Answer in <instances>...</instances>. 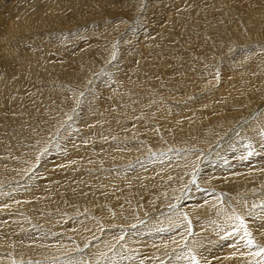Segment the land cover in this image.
Wrapping results in <instances>:
<instances>
[{"label":"bare ground","instance_id":"obj_1","mask_svg":"<svg viewBox=\"0 0 264 264\" xmlns=\"http://www.w3.org/2000/svg\"><path fill=\"white\" fill-rule=\"evenodd\" d=\"M226 1L228 2V0H226ZM253 1H255V0H253ZM253 1L250 0L251 3ZM256 1H257V3H258V1H259V3H261V5H259V7L262 6L261 0H256ZM153 2H157V0H154ZM203 2H205V3L207 2V4H209V3L213 4L214 0H206V1L203 0ZM247 2L249 4V1H246V3ZM142 3H144V7L142 8V11L144 14H142V16L139 17V20L142 21V19L145 18L146 14H148L149 16H152L154 18V20H156L154 27H153V28H155V25L160 23V20H158V18H157L158 14H160L159 13V7L157 5H154L153 8L149 9V11L147 12V7L149 4L148 1L142 0ZM163 3L168 4V5L175 4L173 8L168 9L166 7L162 11V12L168 14V17L166 18V22L163 23L164 26H169L172 29H169L166 31H160L159 36H157L156 38L154 37L155 35L152 36L151 29H148V33H149L148 35L149 36L147 34H145V33H147L146 29L142 30L140 32V34L137 36L133 33H130V35L132 34L134 36V37H132V39L135 41V42L128 41V42H130L129 45L132 46V49H133L130 56L133 59V62L135 65L134 68L129 71L135 77L132 80V84H124L123 82L118 81V78L114 74L111 73V72L115 71V68L113 65H110L107 69H105L103 71L102 77L100 79L96 80L98 82L95 83L96 84L95 86L94 85L91 86L90 84H88V87L91 90L89 92H86V97L84 98V100L79 105H77L76 107H73L74 103L72 102L73 101L72 99L73 98L75 99L77 97V95H75V92L80 93L82 91V89L84 88V86L86 84V79L88 78V75L91 73V71H89V66L100 62L101 60L105 59L106 57H110V59H112L114 57V61L116 59V51L113 52L112 47L116 48V43H121V41L117 40V34H116V32L114 33L115 27L113 26V25L116 26V19H118V17H119V16H117V15H119L118 9L125 10V11H127V13L128 12L132 13L133 10L135 11V9H137V10L139 9L141 1L140 0H0V178L3 175L17 177L18 179H20L22 176L25 177L26 175H24V173H25L24 170L28 166L26 164H24V161L22 160L24 158H26V160L29 159L28 161H25V162L28 163L29 165L31 164V166H30L31 168H32L33 164L36 162V161L31 162L32 158L33 157L34 158H40V161H39L40 163H39L38 168H39V170H41L44 173L45 172L44 168H46V165H50L51 163L49 164L48 161L46 160L48 158V157H46V155H45V158L43 156L40 157V155L43 154L44 151L47 150L48 148H49L48 152L52 153L51 156L52 155L60 156V154L66 153L65 155L67 156V158H69V160H67V161L75 160V159L71 158L72 156L76 159H80V161H81V159L83 157L87 156L86 153H89L91 158L86 157V159L91 160L92 163L97 164V163H101L102 161H105L107 163H105V162L104 163L107 166L112 165V166L116 167V164H115L117 161L116 159H119L118 161L124 160V162H125V161L129 160L130 158H133V156H135V153L139 154L138 152L141 153L142 150L144 152L143 138H146L147 140L148 139L149 140L150 139H157L156 138L157 135H159V133L161 132V131H159L157 133V135L154 133V132H156V130L153 128H155L154 126L157 123L153 122V124H154L153 127H151L148 123H145V122H144V124L142 123L143 125H145V128L142 127L144 129L142 131H139V130L137 131V130L133 129L134 126L132 129L130 127H128L129 129L126 128L127 130H123V127H122L121 128L122 132L120 133L119 132L120 131V120L122 121L123 117H128V115H129L128 113L130 112V109L132 106H134V107L138 106V105H135L138 101L135 102L134 100H136L137 96L139 99V95H141L142 93L145 94V91L144 90L141 91L140 89H142L143 85L147 84L148 79H151L156 74H161L162 78H164L163 76L169 78V81L171 79L173 86H177V84H179L181 82V79L178 77H175V78L174 77H168L171 74V72L173 71L171 69V67L169 66V62H167L169 59V48L171 47L170 45H176L177 49L180 47L181 49H183L186 52H188V51L192 52L191 50L193 49V47H194V49L195 48L198 49L199 46H205V44L207 43V38L206 39H195V37L198 36V34H199L197 32V29H196V26L199 24L194 23V26H193L189 23L193 17L196 18V21L199 22V20L203 16V14H201V15L199 14L200 10L197 9V6H198V8L200 6V0H165ZM163 3H162V6H164ZM228 3H230V2H228ZM231 3L229 5L230 7H228L227 4H226L227 6L223 5V11L220 13H222L223 18L226 19V20H222V22H224V21L228 22V25L230 27H232L233 30L235 28L236 32H237L236 37H238L241 35L242 32L245 31V28H243V26H238V23H241V21L237 18V20L240 21V22H238L235 19V17L233 16L234 11L232 13L231 12L232 10L230 9L232 6ZM254 3H253V5L258 7V5H255ZM194 4H196V5H194ZM215 4H217L216 1H215ZM238 4H236V5L238 6ZM209 6H210V8L214 7V6H211V4ZM216 7H217V5H216ZM206 8H207V5H206ZM212 8H211V10H212ZM195 9L198 10V11H196V13L199 16H195V14H194ZM217 9H214V10L216 11ZM224 9H226V10H224ZM234 9H236V8H234ZM253 9L254 8H252V10ZM260 10L262 11L263 9H259V10L254 9L253 11L257 12ZM219 11H221V10H219ZM246 11H249V10H246ZM256 12H255V14H256ZM237 14L239 15L241 13H239V11H238ZM257 14H259V13H257ZM262 14H264L263 11H262ZM262 14H259V15H262ZM207 15L204 17H207ZM122 16H123V14H122ZM220 16L222 17V15H220ZM242 16H244V15H242ZM213 17H215V15ZM203 18H202V21H203ZM248 19H250V18H248ZM205 20H209V19L206 18ZM82 21H87L85 23V26L86 27L88 26V27L85 28L83 31H79V34L76 37H72L73 36L72 35L70 38L65 39L67 41H71L68 46H63L65 43V41L63 40L62 45L60 47V51H61L62 55H65V56H62V59H64V63L66 62L65 63L66 65L64 66V64H63L60 66H52V69L46 68V67H50V62L48 61V57H49L50 51L52 50L51 46H53L55 42H57L59 39H61V38L57 39L56 36L59 34L57 31H64V33H66V30L71 25L77 24V23L82 22ZM218 21H219V19H218ZM260 21H258V22H260ZM219 22H221V21H219ZM222 22H221V24H222ZM207 23L211 25V24H215L216 22L211 21V22H207ZM207 23H205V24L208 25ZM260 23H262L263 28H264L263 22L261 21ZM117 24H118V22H117ZM250 24H248V25L244 24V25L246 26V28H248V26ZM26 25H28V26H26ZM112 26L114 28H112ZM205 27H207V26H205ZM209 27H211V26H209ZM227 27L225 25H224V28L217 27L218 30L210 31V33L212 35L216 34L218 36V34L220 35L222 33H225ZM184 28L191 29L192 32L189 33L188 35H186L182 31V29H184ZM200 28H199V30L202 32V30ZM263 28H261V29H263ZM208 30H207V32H208ZM84 31H86L87 40L85 41L83 39L85 42L81 43L78 40V38H81L80 34L83 33ZM251 32H253L252 29H251ZM254 32H255V30H254ZM229 34H230V32H229ZM164 35H165V38L163 41H161L160 37H162ZM206 35H208V33ZM232 35H233V33L231 34V36ZM263 35H264V33H263ZM204 36H205V34H204ZM135 37H137V39ZM207 37H210V40H211V38L213 36L210 35ZM223 37H225V36L223 35ZM223 37L221 36V39ZM233 37H232V39H233ZM254 38H255V36H254ZM256 38H257V36H256ZM138 39L140 40V42L138 41ZM223 39H224L223 41H225L226 38H223ZM240 39H241V37H240ZM249 39H253V38L249 37ZM210 40H208V41L211 42ZM81 41H82V39H81ZM213 41H214V39H213ZM165 42H167V43H165ZM220 42H221V40H220ZM126 43H127V41H126ZM138 43H142L143 45H137ZM79 44H81L82 46H86L87 47L86 50L84 52L81 51V54L78 55L77 59L75 57L67 58L66 54L71 52V51L74 52V50L76 48L80 47ZM146 48H147V50H144ZM200 48H202V47H200ZM223 48H224V46H223ZM223 48H221V49H223ZM221 49H219V50H221ZM113 50H115V49H113ZM172 50H173V47H172ZM202 50H203V52L204 51L206 53L208 52V50L205 48L204 49L202 48ZM202 50L200 52H202ZM217 50H218V48L215 49L214 51H217ZM174 51H175V49L173 50V52ZM251 51H252V49H251ZM198 53H199V51H198ZM182 54H183V52H182ZM121 58H123V57H121ZM144 60H146V62H144ZM198 60H199V58H198ZM201 60H202V58H201ZM226 60L229 61L230 59L227 57ZM112 61H113V59H112ZM197 65H199V64H197ZM194 66L196 67V65H194ZM177 67L181 69L179 72H181V73L183 72V75L186 74V76L188 78H191V81L192 80L196 81V78L199 79V77L195 74L196 71H193L187 67L185 70L189 73V76H188L187 72L184 70V68L186 66L183 63H181ZM191 67H193V66H191ZM229 67L235 73V70H236L235 64L231 63L229 65ZM240 67L242 68L243 66L240 65ZM47 71H48V73L45 74ZM105 72L108 75L107 77L104 76ZM206 72H208V71H206ZM23 75L25 78H23ZM39 75L43 76L42 81L44 82L45 86L40 85ZM238 75L241 76L242 79L237 80V81L242 82V84H243L242 88L243 89H240V91H238V92L230 91V93L229 94L227 93V95H222V92H221L210 104L209 103L204 104L205 101H203L202 102L203 106H201L200 110H197L199 112H197V111L195 112V113L200 114L199 115L200 118H198L197 123L195 122V118H192L194 112L189 107L191 105V103H189L187 105H182L183 107L180 110H178L177 112L174 109L168 108L167 105H163V103L160 105V104H157V102H155V103H153V105H151V101H150V103H148V104L151 105L152 107L154 106V104H156L154 107H155L156 111L158 112L159 117L160 116L162 117L164 115L171 117L172 121L170 123H168L167 126H166L167 122L165 123L164 121L161 120L162 125L163 126L165 125L167 128L166 129L163 127L164 130L165 129H166V131L169 130V132H168L169 134L168 135L166 134V136H169L170 134L172 135V137H175L174 134H180V135H185V136L188 135L187 137H189L190 135H193V137H192L193 141L190 140L191 141L190 142L189 140H187L188 138L186 137L187 141H185L184 144L185 145H191V147H190L191 150H195L196 147L205 146V144L202 142V141H204V137H206V136L209 137V135H211V132L214 129L218 128V130H221V129L227 127L229 125L230 121H234V123H235L239 119V117L246 112L243 109L246 110L247 108H250V103L254 104L253 100L255 98L259 99L258 97L262 91V88L264 87V82H262L264 80H260L257 76L256 80L253 81L252 73L247 71V67L240 69ZM232 76H233V74H232ZM167 78H166V80H167ZM152 79H154V78H152ZM163 81H165V78ZM114 83H116V86H115V88H112V90L115 89V91H112L111 89L109 90L108 84H114ZM59 85H61V87H59ZM100 85L102 87L101 88L102 94L98 95V90L100 89ZM68 86H72L74 88L75 92L70 91ZM231 86L232 85H230L228 87V89H231ZM246 86H251L252 89H248ZM150 87H152V84ZM150 87H149V90H150ZM178 94H180V93H178ZM202 94H206V92H204ZM208 94H211V91ZM143 97H144V95H143ZM210 97L211 96H209V95L205 96L204 100H206L207 98L210 99ZM145 99H146V101L149 102V100H147V98H145ZM162 99H160V100H162ZM158 100H159V98H158ZM141 102H143V100ZM138 104H139V102H138ZM151 106H147V104L144 103V104L140 105L141 108L143 107L140 110L143 112L145 108L151 107ZM262 107L263 106H261V108ZM152 109L150 108V111L151 110L154 111V108H152ZM7 111H8V113H6ZM141 111H140V113H141ZM170 111L174 112V113H171ZM208 111L210 112V116L205 117L204 115ZM247 111H248V109H247ZM253 113H256V112L253 111L252 114ZM147 114H149V113L147 112ZM252 114H249V117ZM69 115L72 116L71 122L67 125L66 129L63 128L64 132L62 131L63 133L61 134V139L54 142V143L58 144V146H54L52 148V144L50 143V141H52V139L54 140V138L51 135H53L52 134L53 130L56 129V126H57V124L54 125L53 123L57 122L58 119L61 118L62 120L58 123L60 125H64L66 123V120L69 118ZM150 115H151V113H150ZM153 115L154 114H152V116ZM130 116H132V115H130ZM145 116H146V114H145ZM260 117H264V116H262V114L260 115V113H259V116L256 119V121L248 124L246 128L241 127V125L245 123L244 122L241 125H239L238 128L235 129V131H231L234 133V135H239V137L244 135L242 137L243 138L242 141L239 140L240 145H238V146H242L244 144L249 145L251 142L252 143L256 142L258 131L261 132L264 130V119H262V121L260 122ZM162 119H164V118H162ZM191 119H194V122L188 121ZM146 120H144V121H146ZM118 121H119V123H118ZM130 121H132V120H130ZM212 123H214V125H212V127L209 126ZM124 124H126V123H124ZM137 124H138V122L135 123V125H137ZM139 124H141V123H139ZM230 124H232V123H230ZM52 125H54V126L52 127ZM131 126H132V124H131ZM214 126H216V127L214 128ZM119 133L122 135L125 134L126 137H127V135L130 136V139H128V137L125 139V137H124V139H125L124 140L122 135H121L122 139L119 138L120 137ZM135 133H138L137 135L139 137L135 136L136 135ZM131 134H135L134 137H137V138H133L132 137L133 135H131ZM50 136H51V138H50ZM189 138L191 139V137H189ZM127 139L130 142H128V141L126 142ZM177 139H179V138H177ZM149 140H148V142H149ZM176 140H174L175 143L176 142L180 143V144L176 143V146L181 147L182 146L181 142L179 140L178 141H176ZM183 140H185V139H183ZM144 141H145V139H144ZM154 141L155 140H150V142L153 144H154ZM237 141H238V139H237ZM166 142H168V141H166ZM217 142H218V140H217ZM122 143H129L130 144L129 147H126V146H124V147L129 148L131 150V153L128 151V152H124V154H122V155H119V151L114 149V147H116V145L119 146ZM146 143H147V141H146ZM229 143H233V142L229 141L227 143V145L226 144L225 145L228 146ZM50 144H51V146H50ZM147 145H148V143H147ZM158 145H162V142L161 143L159 142ZM258 145H259V143H258ZM258 145H255V146L257 147ZM226 146H225V149H226ZM46 147H47V149H46ZM223 148H224V146H223ZM248 148L249 147H247V149ZM245 149L246 148L243 147L244 151H245ZM185 150H187V148ZM206 150L207 149H203V151H204L203 155H202V152L199 153L200 156L202 155L201 157H198L199 158L198 160L200 162H204L205 160L208 159V158L205 159V157L207 155L205 153ZM215 150H217V149H215ZM230 150H231V147H230ZM236 150H237L236 148L233 149V151H234L233 154H235V156H236V152H237ZM227 151H229V150H227ZM241 151L242 150L238 151V153H240ZM45 152L47 153V151H45ZM187 152L186 153L183 152L181 155H178L177 157L175 155V152H173L172 155H169V152H168L166 160L169 159L170 163H168L167 161L164 162L165 164L168 163L166 165H162V164H158L156 162H153L152 166L153 165H155V166L153 168H152V166H150L151 169H147V171L144 172L145 177H146V179H144L145 180L144 184L147 186L151 182L153 183L154 181H157L159 183H162V185L163 184L165 185L164 182H167L168 179L171 180L170 178H172V179L175 178L176 183L179 184V182L182 181L183 178H182V175L180 174L181 170L178 168V166L179 165H185L186 166L188 163H191V162H193L192 165H194V158L193 157L195 156V153H194V155H192L193 153H190V152L187 153ZM34 154L36 156H34ZM63 154L61 156H63ZM233 154H232V156H234ZM66 156H64V157L66 158ZM51 158H53V157H51ZM106 158L109 160V162L106 161ZM157 158H159V157H157ZM161 158H162V156H161ZM144 159H146V158H144ZM163 159H165V158L163 157L162 160ZM236 159H238V158H236ZM190 160H191V162H190ZM49 161L53 162V160H49ZM67 161H66V163H67ZM158 161H159V159H158ZM163 161H165V160H163ZM63 163H64V161L62 163H60L61 167H62ZM102 164L103 163H101V165ZM56 165H54V166H56ZM230 165L233 166L232 164H230ZM65 166L63 168H65ZM189 166H190V164H189ZM238 166H240V165H238ZM61 167H57V168H61ZM97 167H98V165H97ZM101 167H103V166H101ZM233 167H235V166H233ZM237 167H236V169H239V167L238 168ZM244 167H247V164ZM57 168H55V170L51 171V175H52L53 180L51 182H49L50 187L47 191L45 189L42 192L40 187L35 189V187H36L35 183H33V184L26 183L25 188L21 189L22 185H19V183H17L18 185L17 184L14 185L16 187L12 186V187H14L13 189L15 190L14 191L15 193L14 194L12 193L13 195L10 197V199H8V200H10V203L8 201L4 200V197H6V199H7V196H9L10 193L7 192L8 194L6 196H4V194H0V214L3 213L4 215L7 216V218H4V219L2 218V220H0V232L1 233L15 232L16 234H18V236H20V239L18 241L17 240L18 238H16V240H15L12 236L7 235V237L5 238V241L2 242V245H0V252L2 254L7 252V254L9 256H11V257L13 256L12 257L13 259H14V257H16L14 255L17 254L19 256L16 258H18V259L19 258L20 259H32L33 261H38V260H36V259H38L37 257L41 256L39 261L36 262L37 264H83V261H82L83 257L84 258L88 257L89 260H93V262L91 264H125L126 262H123L121 259H116V252L115 251H114L115 256H113L114 253H112L111 256H106V258L109 259L110 262H108V261L105 262L106 259L104 260L101 256V249H99L95 245H94L95 246L94 249L97 252H94L95 255H93L91 257L89 256L91 254L90 253L91 250H90V251H84L82 254L80 253L82 255L81 257L79 256V257L75 258V255H76V253H75L73 256L74 258H72L71 260L66 259L63 263H60V262L55 263L54 257L52 258V256L55 254V252H53L52 246L50 244H48L49 239L48 240H46V239L39 240V238H41L40 235L35 236V238H32L33 236L32 237L24 236V235H28L26 233L27 230H25L26 229L25 226L27 227V225H30L32 223H37L38 226L41 227L44 225L43 222L45 221V219L48 218L49 220H51L50 225H51V228H53V225H55L56 223H52V220H54L55 218H57V223L60 219V224H61L65 217H68V219L69 218L73 219L72 217L74 215L69 216L70 213H73V214L74 213H76V214L80 213L81 215H83V211H85V212L90 211L91 214H89L87 212L88 216H86V217L83 216L82 219H80L81 217H79L78 219L76 218L78 221L80 220V223L78 222L77 225L74 226L75 228H73L77 232L75 235L78 236V238L81 236H85V235L87 236V234H89V232H91L94 229L96 224L99 225L98 227H103V228H105V226H107V225H111V223H112L111 220L113 219V216L116 215V212L121 211V207L116 206L117 205L116 204V202H117L116 198L120 197V195L122 193L115 195L114 189L109 188L110 185H112V184H109L108 188L111 192L109 190L108 191L112 195L111 196L105 195V197L102 198V195L100 194L99 191H97V188H96L97 186L103 187V185H105V184H102V182L103 183H106V182L109 183V181L110 182L115 181V182H117V184H118V182L121 183V179H120L121 176L119 175V173H116V171H114V172L111 171V173H112L111 178H108V176L110 177L111 174L107 176L106 172L101 171V170H98V171L96 170L97 172H92L93 171L92 170L87 175H84L83 173H81V170H79V171L71 170L74 172L69 171L68 174L59 175L60 173L57 171L59 169H57ZM143 169L145 170V168H143ZM182 169H184V168H182ZM232 169H234V168L231 167V170ZM236 169H234V172L236 171ZM244 170L242 169L241 171L244 172ZM241 171H240V173H241ZM249 171H251V170H249ZM56 173H57V175H56ZM235 173H237V172H235ZM139 174H141V172ZM144 174H143V176H144ZM149 174L151 175V177ZM169 174H171V176H169ZM192 174H193V172L191 171V175ZM208 174H209V172H208ZM220 174H222V172ZM245 174H247V173H245ZM248 174H249V176L248 175L247 176L249 178L251 176L250 175L251 173L249 172ZM236 175H238V174H236ZM242 175H240V176L242 177ZM141 176H142V174H141ZM152 176L154 177L155 180H150V178H152ZM247 176H246V178H247ZM114 178H116V179H114ZM195 178H196V176H195ZM237 178H239V177H237ZM241 179H243V178H241ZM91 180L94 182V184L88 183ZM141 180H143V177ZM207 180H210V178ZM122 181H123L124 185H130L129 183H125L124 179H122ZM258 181H261V182L264 181V176L258 177L257 181H253V183L258 182ZM34 182H36V181H34ZM40 182H42V181H40ZM44 182H46V181H43L42 183H44ZM173 182H174V180H173ZM206 182L207 181H205V183ZM211 182H212V180H211ZM245 182H242L241 184H243ZM237 184L239 185V183H237ZM183 185L186 187L185 184H183ZM255 185H257V184H255ZM242 186L243 185H241L240 189L242 188ZM106 187H104V190L108 189ZM128 187L131 189L133 187V185L128 186ZM134 187H136V186H134ZM171 187L172 186L167 184V186H165L164 189H169ZM124 188H126V187L124 186ZM158 188H160V187H158ZM184 188L181 189L183 192L185 191ZM246 188H248V185ZM258 188H260V187H258ZM212 189L213 188H210L209 190L204 189L206 202H204V201L203 202L207 207L204 208V210H202V211L200 210L201 207H197V208H199V210H197V211H201V213L202 212H208V215H209V213L211 215V212H213L214 217H212V215H211L210 218H206V219H204V221H201L200 223L197 220V222H195V224H194V229H193V225H192L193 220L191 219V221H190L191 230L196 231V229H198V225L201 223H204V226H209V225H207V223H210L211 219H213L215 222V219H216L215 225L219 226L220 229H224L226 231L227 238L228 237L233 238V239L234 238L239 239V237L241 238L242 235H241L240 230L244 231L245 229L240 228L237 225V223H235L236 226L233 225L232 227H230L232 224H234V222L237 221V220H235L234 222H232V220H233L232 215H231L232 213H230V214L227 213L226 212L227 210H224L221 208L222 206H220L218 208V207H215V205H214V207L212 208L213 202L217 201V199L215 200V197H216L215 195H212L211 192L207 193L208 191H211ZM191 190H193V189H191ZM158 191L159 190H157L156 192H158ZM97 192H99V193H97ZM128 192L131 193L130 191H128ZM156 192L155 193L153 192L154 195L152 197L145 198V200H144L145 204L148 206V209L152 210V209L156 208L158 206L159 202H160V204H162L161 202L164 200L163 199L164 197L162 198V196L164 194H162L159 197V193H156ZM162 192H166V191L161 188L160 194ZM3 193H5V192H3ZM206 195L207 196L211 195V198L209 200H206ZM138 196H140V195H138ZM165 196H167V195H165ZM180 196L181 195H178V197H180ZM182 196L180 199L184 200ZM249 196H251L252 198H250V200L246 201L245 199ZM91 197H92V201L90 200ZM140 197H141L140 199L142 201L143 196H140ZM243 197L244 198L239 197L240 199H238V201H237V199L234 200V199L230 198V201L233 205H234V203L236 204L237 202H239L242 205H244V207H246V209L249 208L248 212L243 210L244 208L243 209L239 208V209H241L242 214L244 212L245 215L248 214V216H251V217L255 218L256 220L264 223V196L261 193L255 192V193L244 195ZM129 199H131V198H129ZM90 201L93 203H90ZM131 201H132L131 204H133L134 201H135L134 204H136L137 201H139V200H137V198H135V199L133 198V199H131ZM4 202H6V203L8 202L10 206L5 207L6 203L3 205ZM260 202L263 203V205L261 204L262 207L255 209L254 206H257ZM104 203L106 205H108V203L109 204L112 203L113 204L112 209L111 210H109V209L105 210L106 208L102 209V208H104V206H106ZM6 205H8V204H6ZM198 206H200V205H198ZM1 207L4 209H2ZM130 207H132V205H130ZM174 208H175V210H173ZM190 208L192 209V206ZM208 208H212L213 210L212 209L208 210ZM56 209H59V211L58 210L55 211ZM180 209H181V206L179 207V211L182 212ZM169 210L170 211L173 210L174 214L175 215L177 214V211H176L177 208L175 206L169 207L166 209V211H163V215H165V217H167V215H168L167 218L171 217L172 213L170 214ZM196 213H195V211H193V213L190 216H192V218H194L195 216L197 217L198 215ZM94 214L96 216H94ZM180 214H178V215L180 216ZM11 215H14V216L11 217ZM139 215H140V213H139ZM94 218L96 220H98V222L94 223ZM201 218H205V217L201 216ZM117 219H118V217H117ZM69 221H70V219H69ZM75 223H76V221H75ZM47 225H48V222H47ZM72 225H73V223H72ZM36 226L37 225L35 224V227ZM44 227H42V228L44 229ZM61 227H62L61 229H63L64 231L66 230V228H65L66 226L64 224H61ZM42 228H40V229H42ZM212 228H213V226H212ZM254 228H256V231H257V227L252 225V229H254ZM252 229L250 227L247 228V230H252ZM262 230L264 231L263 228H262ZM37 231H38V229L34 232H37ZM100 231H101V228H98L97 232H100ZM121 231H123V230L121 229ZM209 231H210V229H209ZM263 231H257L256 232V233H258V237H260L261 239L264 238V232ZM34 232H30L31 234H29L28 236H31ZM259 232H261V233H259ZM147 234H148V232L146 233V235ZM112 235L113 234H111V233L108 234L106 240H109V238ZM105 237L106 236L104 235L103 238H105ZM242 237H245V235H243ZM258 237L256 236L255 240L259 239ZM53 239L54 238H52V240ZM141 239H143V238H141ZM246 239H248V238L247 237L243 238V240H242V238L239 239V241L236 243L237 245L233 247L232 251H230V247H228L229 244L225 243L228 245L227 247L226 246L225 247H226L228 253L229 254L231 253V256L230 255L228 256V253H225L226 252L225 250H224L225 252H223L221 250V255L222 254L224 255L222 258L228 259V263L236 261L234 264H237V263L239 264L242 262H245V264H261V262L264 261V253L260 259H258L256 257L254 258L251 255H249L250 252H254V253L256 252V246H255V242L251 246H247V243H246L247 240ZM196 240L198 241V239H196ZM200 240H202V239H200ZM223 240H225V239H223ZM261 241L262 240H260V242ZM103 243L101 242V244H103ZM194 243H195V241L192 239V245ZM201 243H202V241H201ZM210 243L204 241V243L200 244L199 247L197 245H195V249L193 250L194 253L196 252V247L200 248V250L203 251V253L205 251L207 254L210 253L214 248L213 246H210L211 245ZM230 244H233V243H230ZM260 245L264 247V243L260 244ZM167 246H168V243H167ZM101 248L103 249V247H101ZM167 248H169V247H167ZM192 248H194V245ZM165 249H166V247H165ZM222 249H224V247ZM144 251H145V249H144ZM247 252H249V254H247ZM103 254L107 255V253H103ZM65 255H63V256H65ZM204 255H205V253H204ZM204 255H202V256L204 257ZM232 255H234V256L240 255V256H242V259H240L238 256L233 258ZM166 256H168V252L165 253L164 258H166ZM179 256L180 255L178 253L174 252V254L172 255V257H173V261H172L173 263L172 264H182L184 262L187 263L186 261L183 262L184 259L179 258ZM181 256H182V254H181ZM209 256L207 255V257H209ZM66 257H67V255H66ZM185 257H186V255H185ZM212 257H214V256H212V254H211L210 258H212ZM164 258H163V260H164ZM187 259L188 258H186L185 260H187ZM203 259H206V258H203ZM207 259H209V258H207ZM84 261H86V260H84ZM191 261H193V260L190 259V262ZM143 263H145V262H142L140 264H143ZM162 263H165V261L164 262L162 261ZM169 263H171V261ZM169 263L167 262V264H169ZM126 264H128V262ZM129 264H134V263L132 261H130ZM197 264H199V263H197Z\"/></svg>","mask_w":264,"mask_h":264},{"label":"rangeland","instance_id":"obj_2","mask_svg":"<svg viewBox=\"0 0 264 264\" xmlns=\"http://www.w3.org/2000/svg\"><path fill=\"white\" fill-rule=\"evenodd\" d=\"M140 1H141V4L139 6V9L138 10L135 9V11L133 10L132 13H130V12L127 13V11H125V10L118 9L119 10L118 11L119 15H117V16H119V17H118V19H116V26L113 25L115 28L112 26V28H114V33L116 32V34H117V40L121 41V43H116V48L112 47V51L113 52L116 51V59H115V61H114V57L112 58L113 61H112V59H110V57H106L105 59L101 60L100 62L89 66V71H91V73L92 72L93 73L92 74L90 73L88 75V78L86 79V84H85L84 88L82 89V91L80 93L79 92H75L74 88L72 86H68L70 91L75 92V95H77V97L75 99L74 98L72 99L73 100L72 102L74 103L73 107H76L77 105H79L84 100V98L86 97V92H89L91 90L88 87V84H90L91 86H93V85L95 86L96 85L95 83L98 82L96 80H98V79H100L102 77L103 71L105 69H107L110 65L114 66L115 71L111 72V73L114 74L118 78V81H121L124 84H132V80L135 77L129 71L131 69H133L135 65H134L133 59L130 56V54L132 53L133 49H132V46L129 45V43L131 41L132 42H135V41L132 39V37H134V36L132 34L130 35V33H133V34H135L137 36V35L140 34V32L142 30L146 29L147 33H145V34L148 35L149 34L148 33V29H151L152 36L155 35L154 37L156 38L157 36H159V32L160 31H166V30L172 29L169 26H164L163 23L166 22V18L168 17V14L164 13L162 11L166 7L168 9L173 8L175 4H172V5L164 4L163 2L165 0H157V2H153L154 0H147L148 3H149L148 7H147V12L149 11V9H152L154 5H157L159 7V13L160 14H158L157 18H158V20H160V23L156 24L155 28H153L156 20H154V18L152 16H149L148 14H146L145 18H143L142 21L139 20V17H141L142 14H144L143 11H142V8L144 7V3H142V0H140ZM204 1H206V0H204ZM215 1H216L217 4H215ZM246 1H249V4H248V2L246 3ZM228 2H230V3L232 2L231 3L232 6H231L230 9L232 10L231 11L232 13L234 11L233 16L235 17V19L237 20V18H238L241 21V23H238V26H243V28H245V31L242 32L241 35L238 36V37H236L237 32H236L235 28L233 30V28L228 25V22H226V21L222 22V20H226V19L223 18V14L220 13V12L223 11V5L227 4L228 7H230L229 6L230 3H228ZM228 2L226 0H220V1L219 0L218 1L214 0L213 4L212 3L207 4V2L205 3V2H203V0H200V6L201 7L199 6V8H198V6H197V9L200 10L199 11L200 13L199 12L198 13L200 15L203 14V16L201 17L199 22L196 21V18L193 17L192 20L189 23L191 25H193V26H194V23H198L199 24V25L196 26L197 32L199 34H198V36L195 37V39H206L207 38V43L206 44L204 43L205 46H199L198 49L195 48L197 51L193 47V49L191 50L192 52H190V51L186 52L183 49H181L180 47L178 48L179 49L178 50L176 45H170L171 47L169 48V59H168L167 62H169V66L171 67V69L173 71L171 72V74L168 77H174V78L178 77V78L181 79V82L179 84H177V86H173V83H172L171 79L169 81V78L163 76L165 78V81H163L164 78H162L161 74H156L155 76H153L152 78H154V79H152V78L148 79L147 80L148 81L147 82L148 85L145 84V85L142 86V89H140L141 91H143V90L145 91V94L142 93L144 95V97H143L142 94H141L142 96L139 95V99L141 100L143 98L142 100H143V102L145 104H147V106H151L155 102H157V104H160V105L163 103V105H167L168 108L174 109L177 112L178 110H180L183 107L182 105H187V104L191 103V105L189 107L194 112L192 118H195V122L197 123L198 118H200L199 117L200 114L199 113H195V112L197 110H200L201 106H203V103H202L203 101H205L204 104H208V103L210 104L221 92H222V95H227V93L229 94L230 91L238 92V91H240V89H243L242 88V86H243L242 82L241 81H237V80H241L242 79L241 76L238 75L240 69H243V68L247 67V71L252 73L253 81L256 80L257 76H258V78L260 80H264V35H263V33H264L263 29L264 28H263L262 23H260L262 21L263 24H264V14H262V11L264 12V8H263L264 7V5H263L264 4V0L263 1L261 0L262 6H260V7H259V5H261V3H259V1L257 3L256 0L253 1L252 3L250 2V0H228ZM162 3L164 4L165 7L162 6ZM253 3L255 5H258L259 8L254 6ZM210 4H211V6H214L213 8L211 7L212 10H211V8L209 6ZM236 4H238V6L240 8ZM194 5H196V4H194ZM206 5H207V8H206ZM216 5H217V7H216ZM234 8H236V9H234ZM252 8H254L256 10H259V9H263V10L262 11L260 10V11L256 12V11H253L254 9L252 10ZM197 9L194 10L195 16H199L196 13V11H198ZM214 9H217V10L215 11ZM219 10H221V11H219ZM224 10H226V9H224ZM246 10H249L250 12L246 11ZM238 11H239V13H241V14H239L240 16L237 14ZM255 12H256V14H255ZM257 13L262 14L263 16L259 15ZM122 14H123V16H122ZM206 15H207V17H204ZM214 15H215V17H213ZM220 15H222V17ZM242 15H244V16H242ZM202 18H203V21H202ZM206 18L209 19V20H205ZM248 18H250V19H248ZM218 19H219V21L222 22V24H221V22L218 21ZM239 20H237V21L240 22ZM257 20L258 21L261 20V21L258 22ZM211 21H214L216 23L215 24H211V25L207 23V22H211ZM86 22L87 21H82V22H79L77 24L71 25L66 30V33H64V31H57L59 34L56 37H57V39L58 38H61V39H59L57 42L54 43L53 46H51L52 50L50 51V54H49V57H48V61L50 62V67H46V68L52 69V66H60V65H63V64H64V66L66 65L65 64L66 62L64 63V59H62V56H65V55H62V53L60 51V47L62 45V42L64 40L65 43H64L63 46H68L71 41H67L65 39L70 38L72 35H73L72 37H76L79 34V31H83L85 28L88 27V26L87 27L85 26ZM117 22H118V24H117ZM205 23H207L208 25H206ZM244 24L245 25L250 24V25L248 26V28H246V26ZM224 25L226 27L228 26L225 33H222L220 35L218 34V36L216 34L212 35L210 33V31L218 30L217 27L224 28ZM26 26H28V25H26ZM205 26H207V27H205ZM209 26H211V27H209ZM259 26L261 28H263V29H261ZM249 27L252 29L253 32H251V29ZM199 28L202 30V32L199 30ZM207 30H208V32H207ZM254 30H255L256 33L254 32ZM182 31L186 35H188L189 33L192 32L191 29H188V28H184V29H182ZM229 32H230V34H229ZM207 33H208V35H206ZM232 33H233V35L231 36ZM204 34H205V36H204ZM210 35L213 36L211 38V40H210V37H207V36H210ZM223 35L225 37H223ZM80 36H81V38H78V40L81 43H84L87 40L86 31L81 33ZM221 36L223 38H226V39L228 38L227 40L225 39L226 42L223 41L224 40L223 38L221 39ZM254 36H255V38L257 36V38L255 39ZM162 37H160L161 41L164 40L165 35L162 36ZM232 37H233V39H232ZM240 37H241V39H240ZM249 37H251L253 39H249ZM135 38L137 39V37H135ZM81 39H82V41H81ZM213 39H214V41H213ZM208 40H210L211 42H209ZM220 40H221V42H220ZM126 41H127V43H126ZM128 41H130V42H128ZM138 41L140 42L139 39H138ZM165 43H167V42H165ZM79 45H80V47L76 48L74 50V52L71 51V52L67 53L66 57L67 58L75 57L77 59L78 55L81 54V51L84 52L86 50V48H87L86 46H82L81 44H79ZM137 45H143V44L142 43H138ZM223 46H224V48H223ZM172 47H173V50L175 49L174 52L172 50ZM200 47H202L203 49L204 48L207 49L208 52L207 53L205 51L203 52L202 48H200ZM217 48H218V50L221 49V48H223V49H221L219 51L218 50L214 51ZM113 49H115V50H113ZM251 49H252V51H251ZM144 50H147V48L144 49ZM201 50H202V52H200ZM198 51H199V53H198ZM182 52H183V54H182ZM121 57H123V58H121ZM227 57L230 59L229 61L226 60ZM198 58H199V60H198ZM201 58H202V60H201ZM144 62H146V60H144ZM181 63H183L186 66L184 68V70L188 67L191 70L196 71L195 74L199 77V79L196 78V81H193V80L191 81V78H188L186 76V74L183 75V72L182 73L179 72L181 69L178 68L177 66L180 65ZM196 63L199 64V65H197ZM231 63H234L235 66H236L235 73L229 67V65ZM194 65H196V67ZM240 65L243 66V67L241 68ZM191 66H193V67H191ZM48 71L45 74H47ZM206 71H208V72H206ZM106 72L104 73V76L107 77L108 75H107ZM187 74L189 76L188 72H187ZM232 74H233V76H232ZM23 78H25L24 75H23ZM166 78H167V80H166ZM39 80H40V85L41 86H45L44 82L42 81L43 80V76L42 75H39ZM262 82H264V81H262ZM150 83L152 84V87H150L151 86ZM230 85H232L231 89H228V87ZM115 86H116V83L108 84L109 90L110 89L112 90V88H115ZM59 87H61V85H59ZM149 87H150V90H149ZM246 87L248 89H252L251 86H246ZM101 88L102 87L100 85V89L98 90V95L102 94V89ZM112 91H115V89H113ZM210 91H211V94H208ZM204 92H206V94H202ZM263 92H264V87L262 88V91H261V93H260V95L258 97L259 99L255 98L253 100L254 104L250 103V108H247L248 111H247V109L246 110L243 109L246 112L243 115H241L239 117V119L235 123H234V121H230L229 125L227 127L223 128L221 130H218V128L214 129L211 132V135H209V137L208 136L204 137V141H202V142L205 144V146L196 147L195 150H191V148H190L191 145H185L184 144L185 141H187V140L193 141V138H192L193 135L189 136V137H191V139L189 137H187L188 135L185 136V135H180V134H174L175 137H172L171 134L169 136H166V134L167 135L169 134L168 133L169 130L166 131V129H167L166 126L168 125V123H170L172 121L171 117H168L166 115H164L162 117L161 116L159 117L158 112L156 111V109L154 107L156 104H154L153 107L151 106V107L145 108L144 111L142 112L140 109H142L143 107L141 108L140 105H142L144 103L141 102L142 100L140 101L138 99V96H137L136 100H134V101L135 102L138 101L139 104H138V102L136 104L134 103L135 105H138V106H135V107L132 106L131 107L132 110L130 109V112L128 113L129 114L128 117H123L122 121L120 120V131L119 132L120 133L122 132V129H121L122 127H123V130H127V129H129L128 127H130L132 129L133 126H134L133 129H135L137 131L138 130L142 131V130H144L143 128H145V125H143L144 122L148 123L151 127L154 126L153 122L157 123L154 126L155 128H153V129L156 130V132H154V133L157 135V133L159 131H161V132L159 133V135H157V137H156L157 139H150V140H155L154 144L151 143L149 139L148 140H149L150 143L148 142V140L146 138H143V144H144V152L142 150L143 153L142 152L141 153L138 152L139 154H136L134 152L135 156H133V158H130L129 160H127L125 162H124V160L118 161L119 159H116L117 160L116 163L114 162L116 164V167H114L112 165H108L107 166L105 164L107 162H105V161L101 162V163H103L102 165H101V163H97V164L92 163L91 160L86 159V157L87 158H91L89 153H86L87 156L83 157L81 159L82 162L80 161V159H76L73 156L71 158L75 159V160L67 161V160H69V158H67V156L65 155L66 153L65 154L62 153L63 156H61L62 154H60V156H56V155H52L51 156L52 153H49L48 152L49 148L47 149V147H46L47 150H45V151H47V153L44 151V153L41 154L40 157L43 156L45 158V155H46V157H48L46 160L48 161L49 164L51 163L50 164L51 166L50 165H46V168H44L45 172L43 173L38 168L39 167V163H40L39 162L40 158H34L33 157L32 160L30 159L31 162H35L36 161L34 163L35 165L33 164L32 168L30 167L31 164L29 165L28 163L25 162V161H28L29 159H27V160H26V158L22 159L24 161V164H26L28 166L24 170V172H25L24 175H26V176L25 177L22 176L20 179H18L17 177L3 175L4 177L2 176L0 178V194H4V196H6L8 193H10V195L7 196V199H6V197H4V200L8 201L10 203V200H8V199H10V197L15 193L14 192L15 190L13 188L16 187L14 185L17 184V183H19V185H22L21 189L25 188V184L26 183H28V184L29 183H31V184L35 183V186H36L35 189L40 187L42 192L45 189L47 191L49 189V187H50V183L49 182H51L53 180L52 179V175H51V171L55 170V168H57V167H61L60 163H62L63 161H64L65 164L63 163L61 168H57V169H59V170H57L60 173V174L58 173L59 175L68 174L69 171H71V170H74V171L81 170V173H83L84 175H87L92 170H93L92 172H97L98 170H101V171L106 172L107 176L111 174L110 177L108 176V178H111V176H112L111 171H113V172L116 171V173H119V175L121 176L120 177L121 183L118 182V184H117V182H115V181H112V182L109 181V183L108 182H106V183L102 182V184H105V185H103V187L102 186H97L96 187L97 191H99L100 194L102 195V198L105 197V195H107V196H111L112 195V194H110L111 191L109 190V188H113L114 189L115 195H118V194L122 193L120 195V197L122 196L121 198L120 197L116 198V201H117L116 202V204H117L116 206L121 207V211L122 212L121 211L120 212H116V215L113 216V219H112L113 221L111 220V222H112L111 225H107V226H105V228H103V227H98L99 225L96 224L94 229L91 232H89V234H87V236L85 235V236H81V237L78 238V236L75 235L77 232L73 229V228H75L74 226H76L78 222L80 223V220L78 221L77 219L79 217H81L80 219H82L83 216L84 217L88 216L87 212L89 214H91L90 211H86V212L83 211V215H81L80 213H78V214L70 213L69 216H71V215L73 216L74 215L72 217L73 219L69 218L70 221H69L68 217L64 218V220H63V222L61 224H64L66 226L65 227L66 228L65 231L63 229H61L62 227H61V224H60V219H59L58 223H57V218L52 220V223H56V224L53 225V228H51V225H50L51 220L46 218L45 221L43 222L44 225L41 226V227H39L37 223H32L30 225H27V227L25 226V228H26L25 230H27L26 233L28 235L31 234L30 232H34L37 229H38V231L34 232L31 236H28V235H24V236H26V237H32L33 236L32 238H35V236L40 235L41 238H39V240H42V239L48 240L49 239L48 244H50L52 246L53 252H55V254L52 256V258L54 257L55 263H57V262L58 263L59 262L63 263L66 259L71 260L72 258H74L73 256H74L75 253H76L75 258L79 257V256L81 257L82 256L81 254L84 251H90V250H91L90 251L91 254L89 256L91 257V256L95 255L94 252H97L94 249V247L97 246L99 249H101V256H102V258L104 260L106 259L105 262L106 261L110 262L109 259L106 258V256H111V254L114 253V251H115L116 252V259H121L123 262H126V263L128 262V264H129L130 261H132L134 264H137V263L140 264L142 262H145L143 264H165V263L167 264V262L169 263L171 261V263H169V264H172L173 263L172 262L173 261L172 255L174 254V252H176V253H178L180 255L179 258L184 259L183 262L184 261L187 262V263L184 262L182 264H192L193 261L190 262V259L193 260L192 259L193 256L194 257L196 256L195 257L196 261L199 264H234L236 261L228 263V259H223L222 258L224 255L223 254L221 255V250L223 252L226 251L225 253H228L226 247L228 246L227 244H229L228 247H230V251H232L233 247L237 245L236 243L239 241V239L242 238V240H243V238H246V237H242V236L245 235V230H247L248 227H250L252 229V225L257 227V231H263L262 228L264 229V225H263L264 223L263 222L258 221V220H256L255 218H253L251 216H248V214L245 215L244 212L242 214L241 209L244 208L243 210L248 212L249 208L246 209V207H244V205H242L239 202H237L236 204L234 203V205H233L231 203V201H230V198H232L234 200L237 199V201H238V199L244 198L243 197L244 195L255 193V192L261 193L264 196V192H263L264 191V181H262V182L258 181V182L253 183V181H257L258 177L264 176V144H263L264 143V130L261 131V132L258 131L256 142H254V143L251 142L249 145L244 144L245 146L244 145L238 146V145H240V141L239 140L242 141V139H243L242 137L244 135L239 137V135H234V133L231 132V131H235V129L238 128V126L241 125L244 122L245 123L242 124L241 127L242 128H246L248 124L253 123L254 121H256V119L259 116V113H260V115L262 114V116H264V93ZM178 93H180V94H178ZM145 95L146 96L148 95V96L146 97ZM208 95L211 96L210 99L207 98L206 100H204V97L208 96ZM157 97L159 98V100L163 98L162 99L163 101L162 100L159 101ZM145 98H147V100H149V102L146 101ZM150 101H151V105L148 104V103H150ZM261 106H263V107L261 108ZM150 108L151 109L154 108V111H152L153 109L150 111ZM140 111H141V113H140ZM253 111H255L256 113L252 114ZM147 112L149 114H147ZM197 112H199V111H197ZM6 113H8V111ZM150 113H151V115H150ZM171 113H174V112H171ZM145 114H146V116H145ZM152 114H154V115L152 116ZM249 114H252V115L249 117ZM130 115H132V116H130ZM70 116L71 115H69V118L66 120V123L64 125H60L58 123V122H60L62 120L61 118H59L57 122L53 123L54 125L57 124V126H56V129L53 130V133H52L53 135H51L54 138V140L52 139V141H50V143L52 144V148L54 146H58V144H56L54 142H56L59 139H61V134L64 132L63 128L66 129L67 125L71 122L72 116L71 117ZM204 116L205 117L210 116V112L208 111L207 113H205ZM151 117L152 118L154 117V118L152 119ZM162 118H164V119H162ZM143 119L144 120L147 119V120L144 121ZM262 119H264V117H260V122L262 121ZM130 120H132V121H130ZM161 120L164 121L165 123L167 122L166 126L162 125V121ZM188 121L194 122V119H191V120H188ZM136 122H138L137 125H135ZM118 123H119V121H118ZM124 123H126V124H124ZM139 123H141V124H139ZM230 123H232V124H230ZM131 124H132V126H131ZM54 125H52V127ZM212 125H214V123L210 124L209 126L212 127ZM163 127L166 128V129L164 130ZM215 127L216 126H214V128ZM120 133H119V135H120L119 138H121L123 136V139H124V137H125V139L127 137H128V139H130V136L127 135V137H126L125 134L122 135ZM135 134H131V135H133L132 136L133 138H137V137H134V135L138 136L137 135L138 133H135ZM51 136H50V138H51ZM177 138H179V139H177ZM128 139L126 140V142L127 141L130 142ZM144 139H145V141H144ZM173 139L174 140L177 139L176 141L179 140L181 142L182 146L181 147L180 146L179 147L176 146L177 142L175 143V141ZM183 139H185V140H183ZM216 139L218 140V142H217ZM237 139H238V141H237ZM146 141H147L148 145H147ZM166 141H168V142H166ZM229 141L233 142V143H229L228 146H226ZM159 142L160 143L162 142V145H158ZM220 143L221 144L223 143V144L221 145ZM258 143H259V145H258ZM51 144H50V146H51ZM177 144H180V143H177ZM129 145H130L129 143H122L119 146L116 145V147H114V149L119 151V155H122V154H124V152H128V151L131 153V150L129 148H125L124 147V146L129 147ZM255 145H258V146L256 147ZM223 146H224V148H223ZM225 146H226V149H225ZM230 147H231V150H230ZM243 147L246 148L245 151L243 150ZM247 147H249L248 148L249 150L247 149ZM186 148H187V150H185ZM232 148L233 149H235V148L237 149L236 150L237 151L236 152V156H235V154H233L235 150L233 151ZM203 149H207L205 151V153L207 154L205 159H207V158L208 159L205 160L204 162H200L198 160L199 159L198 157H201L203 155V152H204ZM215 149H217V150H215ZM227 150H229V151H227ZM240 150H242L240 152L241 154L238 153V151H240ZM168 152H169V155H172L173 152H175L176 157L178 155H181L183 152L184 153H186V152L187 153H189V152L193 153L192 155H194V153H195V156L193 157L194 158V165H192L193 162H191V160H190L191 163H188L186 166L185 165H179L178 166V168L181 170L180 174L182 175V178H183L182 181L179 182V184L176 183L175 178L174 179L170 178L171 180L168 179L167 182H164L165 183V185L163 184L164 186L162 185V183H159L157 181H154L153 182L154 184L151 182L149 185L146 186L144 184V182H145L144 179H146L144 172L147 171V169H151L150 166H152L153 162H156V163L162 164V165H166V164L170 163L169 159L166 160ZM201 152H202V155L200 156L199 153H201ZM232 154L234 156H232ZM34 156H36V155L34 154ZM64 156H66V158ZM161 156H162V158L163 157L165 158V159H163L165 161L162 160ZM51 157H53V158H51ZM157 157H159V158H157ZM144 158H146V159H144ZM236 158H238V159H236ZM158 159H159V161H158ZM49 160H53V162L49 161ZM66 161H67V163H66ZM106 161L109 162V160L107 158H106ZM166 161L168 163L165 164L164 162H166ZM189 164H190V166H189ZM230 164H232L235 167L231 166ZM246 164H247V167H244ZM54 165H56V166H54ZM97 165H98V167H97ZM100 165L103 166V167H101ZM238 165H240V166H238ZM64 166H65L66 169L63 168ZM154 166L155 165H153L152 168ZM230 166L232 168H234V169H236V167L238 166L239 169H236V171H235L237 173L234 172V169L231 170ZM143 168H145V170ZM182 168H184V169H182ZM242 169L243 170L245 169L244 172L241 171ZM249 170H251L252 172L249 171ZM74 171H71V172H74ZM191 171L193 172L192 175H191ZM240 171H241V173H240ZM140 172H141L142 176H141V174H139ZM208 172H209V174H208ZM221 172H222V174H220ZM249 172L251 173L250 175L252 177L250 176L248 178V176H249L248 173ZM245 173H247V174H245ZM143 174H144V176H143ZM236 174H238V175H236ZM56 175H57V173H56ZM240 175H242V177ZM169 176H171V174H169ZM195 176H196V178H195ZM236 176L239 177V178H237ZM246 176H247V178H246ZM142 177H143L144 181L141 180ZM150 177H151V175H150ZM240 177L243 178L244 180L241 179ZM209 178H210V180H207ZM114 179H116V178H114ZM122 179H124L125 183H129L130 185H124ZM150 180H155V179L152 176V178H150ZM173 180H174V182H173ZM211 180H212V182H211ZM34 181H36V182H34ZM40 181H42V182L46 181V182L42 183ZM193 181H195L194 183L196 185L193 183ZM205 181H207V182L205 183ZM90 182H88V183L89 184H94V182L92 180ZM242 182H245V183L241 184ZM237 183H239V185ZM109 184H112L113 186L110 185V187L108 188ZM167 184L172 186V187L169 188V189H164V187L167 186ZM183 184H185L186 187ZM255 184H257V185H255ZM132 185H133V187H132L133 189L131 188L132 189L131 190L128 186H132ZM241 185H243V186L240 189ZM247 185H248V188H246ZM12 186H14V187H12ZM124 186L126 188H124ZM134 186H136L137 188L134 187ZM104 187H106L108 189L104 190ZM158 187H160V188H158ZM258 187H260V188H258ZM161 188L163 190H165L166 192H162L160 194ZM182 188L185 189L184 192L181 190ZM210 188H213V189L211 191H208L207 193L211 192L212 195L216 196L215 200L217 199V201L213 202L212 208L214 207V205H215V207H218V208L220 206H222L221 208L224 209V210H227L226 211L227 213H229V214L232 213L231 214L232 218H233L232 222L237 220L230 227H232L233 225L236 226L235 223H237V225L239 226L240 221L243 220L244 226H245L243 229H245V230L244 231L240 230L241 231V235H242L241 238L240 237H239V239L238 238L237 239L236 238L233 239V238H229V237L227 238L226 231L224 229H220L219 226L215 225L216 219H215V222H214L213 219H211L210 223H207V225H209V226H204V223L199 224L201 221H204V219L210 218L211 215H212V217H214L213 216V212H211V215H210V213L208 215V212H202L201 213V211L204 210V208L207 207L204 204V202H206L205 201V191H204V189H208L209 190ZM191 189H193V190H191ZM157 190H159V191L156 192ZM128 191H130L131 193H129ZM3 192H5V193H3ZM99 192H97V193H99ZM153 192L154 193L155 192L159 193V197L162 194H164L162 196V198L164 197L163 198L164 200L161 202L162 204H160V202H159V204H158L159 207L157 206L156 208L151 210V209H148V206L145 204L144 200H145V198L152 197L154 195ZM138 195L143 196V200H142L143 202L140 199L141 197L138 196ZM165 195H167V196H165ZM178 195H181V196L183 195L182 197H183L184 200H181L180 199L181 196L178 197ZM209 196L206 195V200H209L211 198V195H209ZM129 198H131V199L137 198V200H139V201H137L136 204H134L135 201L133 202V204H131L132 201ZM250 198H252V197L249 196L245 200L248 201V200H250ZM90 200L92 201V197H91ZM91 201H90V203H93ZM8 202L7 203L4 202L3 205L6 203L8 205L5 204V207L10 206ZM197 204L200 205V206H198ZM259 204L263 205L262 202H260ZM259 204L257 206H254V208L255 209L261 208L262 205L260 206ZM112 205H113L112 203H110V204L108 203V205H106V206L103 205L104 208H102V209L106 208L105 210H107V209L111 210L112 209ZM130 205H132V207H130ZM174 206L177 208V210H176L177 211V214H176L177 216L173 212V210H175V208H174L171 211L169 210L170 214L172 213L171 217L167 218L168 217L167 214H166L167 217H165V215H163V211H166L167 208L174 207ZM180 206H181L180 210L182 212L179 211V207ZM191 206H192V209L190 208ZM197 207H201L200 208L201 211H197V210H199V208H197ZM212 208H208V210H211ZM239 208H241V209H239ZM2 209H4V208H2ZM57 210L59 211V209H56L55 211H57ZM193 211H195V213L197 212L196 213L198 215L197 217L195 216L194 218H192V216H190L193 213ZM139 213H140V215H139ZM178 214H180V216ZM13 216L14 215H11V217H13ZM94 216H96V215L94 214ZM201 216L202 217L204 216L205 218H201ZM117 217H118V219H117ZM2 218L3 219L7 218V216L4 215L3 213H1L0 214V220H2ZM191 219L193 220L192 221L193 229H194L195 222H197V220L199 221L198 229H196V231L191 230V226H190ZM75 221H76V223H75ZM47 222H48L49 226L47 225ZM96 222H98V220H96L94 218V223H96ZM72 223H73V225H72ZM35 224L37 225L36 227H35ZM212 226H213V228H212ZM42 227H44V229ZM40 228H42L43 230L40 229ZM98 228H101L100 232H97ZM121 229L123 231H121ZM209 229H210V231H209ZM247 231L250 234L249 235L250 239H252L255 242V246H256V252L255 253H257L259 251V249L263 247L260 244L264 243V240H263L264 238L261 239L260 237H258V233H256L257 232L256 228H254L252 230H247ZM147 232H148V234L146 235ZM110 233L113 234V235L109 238V240H110L109 241V240H106V239H107V235L110 234ZM259 233H261V232H259ZM7 235L12 236L15 240H16V238H18L17 239L18 241L20 239V236H18V234H16L15 232H6V233H1L0 232V245H2V242L5 241V238L7 237ZM104 235L106 236L105 238H103ZM256 236L262 241L260 242L259 239L255 240ZM194 237L196 239H198V241ZM249 237H247V238H249ZM52 238H54V239L52 240ZM141 238H143V239H141ZM192 239L196 243V244L195 243L193 244L194 248H192L193 247ZM200 239H202V240H200ZM223 239H225L226 241L223 240ZM201 241H202V243H204V241L205 242H209V243L211 242L210 246L214 247L213 250L210 253H208V254L205 251L204 252L205 255H204L203 251H201L200 248L196 247V252L194 253L193 250L195 249V245H197L199 247L200 244H202ZM101 242L102 243L104 242V243L101 244ZM167 243H168V246H167ZM225 243H227V244H225ZM230 243H233V244H230ZM164 246L166 247V249H165ZM101 247H103L104 250ZM167 247H169V248H167ZM223 247H224V249H222ZM144 249H145V251H144ZM102 252L103 253H107V255L103 254ZM166 252H168V256H166V258H164V255H165ZM255 253L254 252H250V254H249V252H247V254L251 255L254 258L256 257L258 259H260L262 257V255H263V253H261L260 256H257ZM65 254L67 255V257H66ZM181 254H182L183 257L181 256ZM211 254L214 257L210 258ZM63 255H65V256H63ZM185 255H186V257H185ZM202 255H204V257ZM207 255L208 256L210 255V256L207 257ZM229 255L231 256V253L230 254L228 253V256ZM14 256L18 257L19 255L16 254ZM113 256H115V253L113 254ZM232 256H233V258L238 256L240 259H242V256H240V255H235V256L232 255ZM12 257L9 256L7 254V252L4 253V254H2L0 252V264H37L36 262H38L39 259L41 258V256H38L37 257L38 259H36L38 261H33L32 259H20V258L18 259L16 257H14V259H13ZM202 257L206 258V259H203ZM85 258L83 257V259L86 260V261H84L82 259L83 264H91L93 262V260H89L88 257H85ZM163 258H164V260H163ZM186 258H188V259L185 260ZM207 258H209V259H207ZM162 261L163 262L165 261V263H162ZM239 264H245V262H242V263H239Z\"/></svg>","mask_w":264,"mask_h":264},{"label":"snow or ice","instance_id":"obj_3","mask_svg":"<svg viewBox=\"0 0 264 264\" xmlns=\"http://www.w3.org/2000/svg\"><path fill=\"white\" fill-rule=\"evenodd\" d=\"M194 182L195 181H193V183ZM239 227L240 228H244V222H243V220L240 221ZM249 235L250 234L247 232V230H245V237H249ZM246 243H247V246H251L254 243V241L252 239L248 238L247 241H246ZM261 253H264V247L260 248L259 251L256 253V255L257 256H260ZM192 259H193V264H197L196 258L193 257ZM261 264H264V261H262Z\"/></svg>","mask_w":264,"mask_h":264}]
</instances>
